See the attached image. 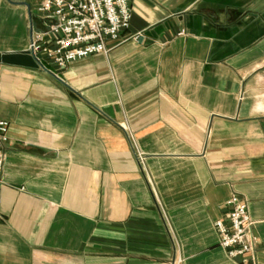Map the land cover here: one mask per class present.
I'll use <instances>...</instances> for the list:
<instances>
[{
    "label": "crops",
    "instance_id": "obj_1",
    "mask_svg": "<svg viewBox=\"0 0 264 264\" xmlns=\"http://www.w3.org/2000/svg\"><path fill=\"white\" fill-rule=\"evenodd\" d=\"M41 1L0 0V55ZM129 1L107 54L0 63V264H239L214 227L233 196L264 264V0Z\"/></svg>",
    "mask_w": 264,
    "mask_h": 264
},
{
    "label": "built area",
    "instance_id": "obj_2",
    "mask_svg": "<svg viewBox=\"0 0 264 264\" xmlns=\"http://www.w3.org/2000/svg\"><path fill=\"white\" fill-rule=\"evenodd\" d=\"M35 14L45 30L31 34L29 51L40 70L52 72L93 55L107 54L121 44L132 8L129 0H42ZM8 130L9 123L0 120V189ZM227 208L224 218L214 224L219 246L239 264H255L258 238L252 231L247 204L233 196Z\"/></svg>",
    "mask_w": 264,
    "mask_h": 264
},
{
    "label": "water",
    "instance_id": "obj_3",
    "mask_svg": "<svg viewBox=\"0 0 264 264\" xmlns=\"http://www.w3.org/2000/svg\"><path fill=\"white\" fill-rule=\"evenodd\" d=\"M0 63L6 66L26 68L31 70H40L39 65L34 60L30 51L19 54L0 55ZM43 71L48 74H51L47 70H43Z\"/></svg>",
    "mask_w": 264,
    "mask_h": 264
}]
</instances>
